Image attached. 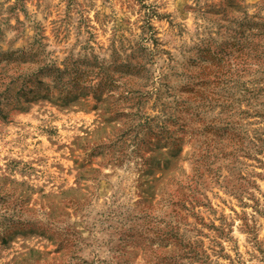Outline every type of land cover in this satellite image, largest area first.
Listing matches in <instances>:
<instances>
[{"label":"rangeland","instance_id":"obj_1","mask_svg":"<svg viewBox=\"0 0 264 264\" xmlns=\"http://www.w3.org/2000/svg\"><path fill=\"white\" fill-rule=\"evenodd\" d=\"M174 255L264 264V0H0V264Z\"/></svg>","mask_w":264,"mask_h":264},{"label":"trees","instance_id":"obj_2","mask_svg":"<svg viewBox=\"0 0 264 264\" xmlns=\"http://www.w3.org/2000/svg\"><path fill=\"white\" fill-rule=\"evenodd\" d=\"M167 237V236H166ZM166 259H174L173 260V263H170V264H180V262L178 261V259H180V256L179 255H174V257L172 256H167Z\"/></svg>","mask_w":264,"mask_h":264}]
</instances>
